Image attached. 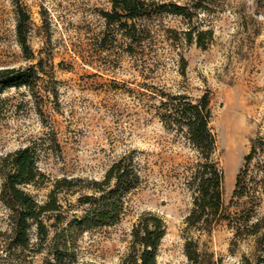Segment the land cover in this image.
Wrapping results in <instances>:
<instances>
[{
	"label": "rangeland",
	"instance_id": "rangeland-1",
	"mask_svg": "<svg viewBox=\"0 0 264 264\" xmlns=\"http://www.w3.org/2000/svg\"><path fill=\"white\" fill-rule=\"evenodd\" d=\"M20 2L31 16L30 51L18 41L14 0H0V68L35 65L38 84L2 93L0 157L29 145L37 150L48 178L27 190L40 202L57 178L102 179L128 153L140 161L143 183L128 194L119 223L72 236L53 217L48 237L34 227L30 246L11 251L9 261L126 264L133 227L152 212L167 224L158 264H191L188 237L199 242L202 264H264V227L242 239L227 220L209 231L186 229L198 153L160 118L167 94L196 100L210 91L224 202L229 212L240 210L248 198H234L237 176L254 142L264 139V0H146L148 14L112 23L105 13L114 12L113 0ZM173 4L187 15L171 12ZM248 168L261 199L254 221L264 226V149ZM85 192L60 194L65 222L88 208L77 199ZM11 233L10 210L0 203V248L9 246ZM57 247L66 254L63 262L55 258Z\"/></svg>",
	"mask_w": 264,
	"mask_h": 264
},
{
	"label": "trees",
	"instance_id": "trees-1",
	"mask_svg": "<svg viewBox=\"0 0 264 264\" xmlns=\"http://www.w3.org/2000/svg\"><path fill=\"white\" fill-rule=\"evenodd\" d=\"M14 2L18 14V41L28 53L31 16L20 0ZM148 4L146 0H113L114 12H106L105 15L109 23L120 21L123 15L135 19L149 13ZM171 7V12L187 15L184 6L173 4ZM37 77L35 65L0 68V97L8 88L28 86L34 90L38 84ZM211 99L210 91L196 100L183 93L167 94L160 105V118L164 126L181 133L198 153L196 170L189 182L194 192V205L186 218V229L209 231L216 222L227 220L235 229V239L258 235L264 227L261 219L254 221L256 205L261 200L260 192L255 185L258 182L248 172V166L257 150L264 149V139L254 142L251 152L245 158L246 167L237 176L233 196L248 200L240 204V210L231 213L224 202L225 172L216 157L217 135L210 126L213 118ZM38 157L37 150L30 145L0 157V175L3 178L0 203L10 210L12 226L9 246L6 249L0 248V264H12L9 253L14 249L30 246L31 230L34 227L38 230V235L46 239L51 227L56 226L48 224L53 217L60 224L58 230H65L63 233L66 234L70 232L72 236L74 231L78 236L87 230L119 223L126 214L128 194L143 183L141 163L133 153H128L116 160L102 179L57 178L48 198L40 202L27 190L29 185H43L48 178L39 168ZM65 189L72 193L89 191L80 193L77 198L80 204L88 205V208L83 214L74 216L67 222L64 221L63 203L60 199V194ZM166 233L167 224L161 216L152 212L142 214L133 227L132 251L125 263L158 264L159 249ZM60 243L67 245L66 240ZM185 252L191 264H202V253L195 238H187ZM54 255L59 262H63L66 256L59 247L55 248ZM246 264L251 263L248 260Z\"/></svg>",
	"mask_w": 264,
	"mask_h": 264
}]
</instances>
